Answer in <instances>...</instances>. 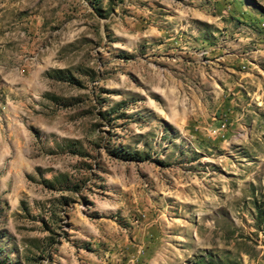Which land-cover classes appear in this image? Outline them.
Wrapping results in <instances>:
<instances>
[{
    "label": "rangeland",
    "instance_id": "rangeland-1",
    "mask_svg": "<svg viewBox=\"0 0 264 264\" xmlns=\"http://www.w3.org/2000/svg\"><path fill=\"white\" fill-rule=\"evenodd\" d=\"M0 264H264V0H0Z\"/></svg>",
    "mask_w": 264,
    "mask_h": 264
}]
</instances>
